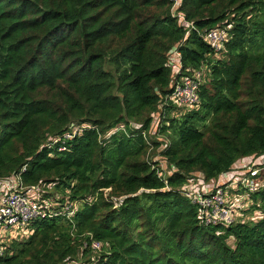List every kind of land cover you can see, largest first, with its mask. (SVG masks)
I'll list each match as a JSON object with an SVG mask.
<instances>
[{"label": "trees", "instance_id": "16d2710c", "mask_svg": "<svg viewBox=\"0 0 264 264\" xmlns=\"http://www.w3.org/2000/svg\"><path fill=\"white\" fill-rule=\"evenodd\" d=\"M196 70L200 104L182 108L170 95ZM262 154L264 0H0V181L78 204L72 223L32 220L0 264H264V182L262 218L228 225L180 192Z\"/></svg>", "mask_w": 264, "mask_h": 264}, {"label": "built area", "instance_id": "2783aa9c", "mask_svg": "<svg viewBox=\"0 0 264 264\" xmlns=\"http://www.w3.org/2000/svg\"><path fill=\"white\" fill-rule=\"evenodd\" d=\"M204 40L216 52L222 49L226 41L225 36L219 30H209L204 33ZM171 68L176 74L180 72L179 53H173ZM193 77H183L176 81L170 98L182 108L191 109L199 106L200 101L197 94L199 83H201V70L194 71ZM140 128L141 125L135 126ZM73 134L65 133L61 137L46 144L50 148L54 144L60 143L58 151H64V142L72 139ZM166 144H164L165 146ZM235 164L230 173L221 176L216 181L205 182L201 178L190 177L180 192L187 198L193 196L192 203L199 208V220L204 225H228L236 221V218L258 220L262 218L259 211H250L252 201L250 194L255 193L262 185L264 178V154L258 156H247ZM194 182V184H192ZM193 194H188L187 189L195 188ZM42 185L23 186L17 176L13 180L0 181V227L24 226L25 232L16 233L7 241H18L28 236L30 229L28 225L32 220L45 217L63 216L72 223L78 204L72 205L60 203L54 197L44 199L41 190ZM235 190H243V194L237 195ZM202 192L201 196L195 197L196 192ZM229 194H235L232 197ZM226 202H230L226 204ZM206 203H209L205 206ZM236 203V204H235ZM116 205V204H115ZM238 205V207L236 206ZM240 206V207H239ZM58 208V209H55ZM234 207V208H233ZM241 214L234 218V214ZM252 214V216H251ZM246 216V217H245ZM3 241L0 240V257L3 256ZM92 249L100 251L101 245L97 241H92Z\"/></svg>", "mask_w": 264, "mask_h": 264}, {"label": "rangeland", "instance_id": "374dc122", "mask_svg": "<svg viewBox=\"0 0 264 264\" xmlns=\"http://www.w3.org/2000/svg\"><path fill=\"white\" fill-rule=\"evenodd\" d=\"M220 31H222L221 29H220ZM224 35V34H223ZM225 36V35H224ZM226 37V36H225ZM222 49H223V46H222ZM155 115V119H153V120H155V121H159L160 122V117L158 116V115H156V114H154ZM156 137L158 138V139H162V141L164 140V141H167V137L164 135V134H162V133H160V135H156ZM165 144H166V142H165ZM157 148H159V147H157ZM151 151V150H150ZM150 158H152V160H155V161H157L158 162V168H159V170L162 172L161 174H162V177L163 178H165V177H167L168 175H170L172 172H174V170L175 169H172V167L171 166H169L167 163H166V161L163 159V158H158V157H156V156H154V155H150L149 156ZM160 174V173H159ZM193 175V178H198V177H200V175L201 174H199V173H192ZM192 176H190V177H192ZM264 182V178H262L261 179V183H263ZM192 184H194V182L192 183ZM197 188V185H195V188H190V187H188V189H187V193L188 194H193L194 193V189H196ZM242 192V191H241ZM240 192V193H241ZM233 195H235V194H229L228 196H233ZM199 196H201V199H202V192L201 191H198V192H196V195H195V197H199ZM191 202H192V199H193V196H191L190 198H188ZM115 200V199H114ZM230 202H226V204H229ZM207 204H209V203H206L205 204V206L207 205ZM236 204V203H235ZM237 207H238V205H236ZM240 207V206H239ZM234 208V207H233ZM198 212H199V208H198ZM237 216H240L241 217V214H234V218H236ZM246 217V216H245ZM69 222V221H68ZM21 232H25V227L24 226H18V225H16V226H13V227H6V228H4V227H0V240L1 241H3V242H7L10 238H11V236L13 235V234H16V233H21Z\"/></svg>", "mask_w": 264, "mask_h": 264}]
</instances>
